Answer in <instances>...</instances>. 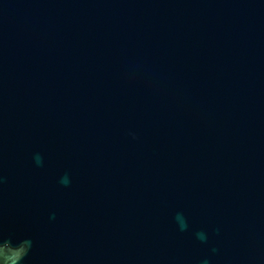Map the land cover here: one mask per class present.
Masks as SVG:
<instances>
[{"label": "water", "instance_id": "1", "mask_svg": "<svg viewBox=\"0 0 264 264\" xmlns=\"http://www.w3.org/2000/svg\"><path fill=\"white\" fill-rule=\"evenodd\" d=\"M0 237L264 264V0H0Z\"/></svg>", "mask_w": 264, "mask_h": 264}, {"label": "clouds", "instance_id": "2", "mask_svg": "<svg viewBox=\"0 0 264 264\" xmlns=\"http://www.w3.org/2000/svg\"><path fill=\"white\" fill-rule=\"evenodd\" d=\"M63 182L67 183V179L65 178ZM31 247L30 239L14 243L10 238L0 237V264H21Z\"/></svg>", "mask_w": 264, "mask_h": 264}]
</instances>
